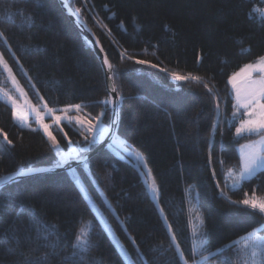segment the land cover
<instances>
[{"label":"trees","instance_id":"trees-1","mask_svg":"<svg viewBox=\"0 0 264 264\" xmlns=\"http://www.w3.org/2000/svg\"><path fill=\"white\" fill-rule=\"evenodd\" d=\"M67 1L81 9L113 66L123 97L117 137L147 158L158 199L147 189L146 169L114 142L75 168L17 179L0 189V264H125L95 206L135 264H181L178 248L192 264L201 254L193 256L191 247L204 234L202 255L223 248L217 263L232 264L234 245L226 246L264 219L229 202L242 201L245 193L264 199V170L238 189L227 186L229 171L241 168L238 145L257 137L236 135L229 78L264 56V19L255 14L264 0ZM29 13L31 27L25 22ZM0 32L12 49L0 39V53L33 105L57 111L80 104L93 119L104 111L102 120L111 124V107L102 103L109 97L102 62L60 0H0ZM172 73L203 77L213 92L195 80H175ZM9 86L0 66V88ZM0 130V176L59 165L43 130L32 121L21 127L1 95ZM53 131L67 151L68 139L93 138L75 121ZM79 228L91 229L92 247L71 257Z\"/></svg>","mask_w":264,"mask_h":264},{"label":"snow or ice","instance_id":"snow-or-ice-1","mask_svg":"<svg viewBox=\"0 0 264 264\" xmlns=\"http://www.w3.org/2000/svg\"><path fill=\"white\" fill-rule=\"evenodd\" d=\"M20 12L21 15L24 14V10H20ZM74 14L79 17L81 14V9L75 8ZM261 17L264 18V13H261ZM7 18L8 20H11L12 14L9 13ZM25 22L28 27L33 26L34 19L30 13L25 17ZM0 39L4 41L5 46L11 52V45L8 44L7 38L3 35L2 32H0ZM105 63H107L106 57ZM139 63L146 64L149 62L139 61ZM0 66H3V68L6 69L12 84L17 86V91L19 92V94L21 96H26L27 94L24 92L23 88L18 86V82L12 71V68L10 65H8L2 53H0ZM152 67H158V65H152ZM108 69L113 72V75H115V72L112 69V65L110 63H108ZM21 71H25L26 73V70H24L22 66ZM253 71H259L261 75L257 79H253L251 75ZM242 74L245 75V79L244 86L241 88L237 86L236 80L237 77L241 76ZM171 76L173 79L178 81H187L191 79L199 83H203L204 87L208 90L209 93L213 92V89L204 81L203 77L194 76L191 73L186 76H182L177 73H172ZM28 79L29 83H31V78L29 77ZM229 82L233 86L235 100L234 107L237 109V111L241 108L244 109V114L248 117L247 119H241L239 121V127L236 128V135L240 136L244 133L261 135V139L259 141H254L250 145L241 146L242 150L244 148H248L250 149V151H248L244 155L243 167L239 170L238 174L234 175V179L232 180V183L230 185L232 189H238L243 181L251 179L256 174V171L258 169L264 168V56L258 57L257 62L255 64H246L241 68L240 72L233 73L232 76L229 78ZM116 90L117 88L115 82L113 81L112 87L109 89V97H106L102 101L104 105L111 107L114 117L112 121L113 125L116 124L119 116V112L116 108V100H113L111 98V93L115 92ZM0 92H3V95L6 96L8 101L11 103L13 107L14 118L21 124H26L27 113L22 110V105L12 95H10L8 91L4 90L3 88H0ZM118 99L122 103L123 97L119 96ZM25 104L29 108H34V106L32 105H28L27 101H25ZM45 106H47L46 102ZM68 108L75 109L78 111L81 109V105H69ZM67 110L68 109L60 110L65 112V115L63 117L55 115V110L53 109H48V112L54 118V121L57 126L59 125L61 119H67L69 123L75 120L81 125L83 131H87L93 136L92 139H89V137L85 135L83 136V140L79 142H73L72 140L68 139L67 152L64 151L63 147L60 144V141L57 140L56 136L53 135L52 131H50L51 126L47 123H44L41 113L39 111H35L36 122L39 124L40 127L43 128V131L47 134L48 138L50 139L51 147L57 153L59 166H63V162L67 161L69 158L86 161L87 158L84 153L91 150V148L95 144H97L109 131V128L105 126L102 120V117L105 115L104 111H101L95 117L96 123H92L91 120H85L80 116H67ZM216 110L217 114H219L218 103L216 105ZM236 116L237 112H233V118H235ZM59 130L62 131V129ZM0 133H2V130H0ZM63 135L67 137V133H63ZM2 138L6 144H12V141L7 138L6 133L2 134ZM130 151L137 160V167L139 168L143 166L146 169V173L144 175L147 189L152 194L153 199L157 200L159 185L157 184L155 178L152 176L151 170L147 168V158L139 150L130 149ZM220 163L221 165H223V160H220ZM21 174H23V169L15 173V176H19ZM12 181H14L13 175L0 176V189L4 188L9 182ZM76 183H80V181L77 180ZM217 186H219V181H217ZM220 194L227 198V193H225L223 189L220 190ZM253 195L255 196V194ZM245 197L246 198L242 201L229 200V202L232 204L246 206L255 213H257L260 217L264 218V199L247 198V193H245ZM21 211H23V209H21ZM259 223L261 225L260 227L253 229L252 231H249L247 233L248 238L255 236L256 240L253 241L250 245H245L243 250L236 249L234 254V264H264V236L260 235L261 232H264V219H261ZM52 227L55 228L56 226L53 225ZM90 232L91 229L85 231L84 228H79L77 230L73 245L75 250L71 253V257H75L80 253L86 252L92 247ZM204 237V243L199 249H197L195 245H192L191 247V252L193 256L201 254V258L199 260L194 259L192 261V264H204V261H207L212 256L219 255L224 251V249L221 248L216 250V252L209 253L208 255H202V253L206 251L205 245H207L208 243L206 234H204ZM172 240L174 243H176L175 233L172 234ZM226 247L232 248L233 244H229ZM178 252L181 264H188V261L183 257V252L179 250V248ZM125 264H127V261H125Z\"/></svg>","mask_w":264,"mask_h":264},{"label":"rangeland","instance_id":"rangeland-1","mask_svg":"<svg viewBox=\"0 0 264 264\" xmlns=\"http://www.w3.org/2000/svg\"><path fill=\"white\" fill-rule=\"evenodd\" d=\"M261 13H264V6H263V7H256V8H255V14L257 15L258 18H260V19H264V18L261 17ZM256 62H257V60H256V61H253V62H250V63L255 64ZM250 63H247V64H250ZM245 65H246V64H245ZM1 67H2L3 71L7 74L6 69H4L3 66H1ZM240 70H241V68H240L237 72H235V73L240 72ZM251 75H252V78H253V79H257V78L261 75V73H260L259 71H253ZM7 78H8V80H9L10 86H9L8 90L6 89V91H8L9 94L12 95V96H13V97H14V98H15V99H16V100H17V101L23 106V109H24V107H27L29 110H31V111L29 112V113H30V116L32 115V116H31V117H32L31 120H32V122H33L34 124H36L40 129L43 130V128L40 127L39 124L36 122L35 111H39V112L41 113V116L43 117L44 123H47V124H49V125L51 126V127H50V131H52L53 135H55V136H56V134L54 133L53 128H54V127L57 128V127H59V126H62L64 122H69L67 119H61V121L59 122V125L57 126L56 123H55V121H54V118H53V117L49 114V112H48V109H50V108H47V107H41V108H40V107H37V106L33 105V104L27 99L26 96H21V95L19 94V92L17 91V86L12 84L11 79H10V77L8 76V74H7ZM15 78H16V77H15ZM244 79H245V75H244V74H242L241 76H238V77H237L236 83H237V86H238V87H241V88H242V87L244 86ZM16 80H17V78H16ZM17 82H18V86H19V87H22L18 80H17ZM229 85H230V89H231L232 97H233V99H234L233 86H232V84H231L230 82H229ZM22 88H23V87H22ZM4 90H5V89H4ZM23 90H24V89H23ZM24 92H25V90H24ZM25 93H26V92H25ZM0 95H1L2 98H4L5 100L8 101L7 97L3 95V92H0ZM25 101H27V104H28V105H32V106H34V108H29V107L25 104ZM234 101H235V100H234ZM8 102H9V101H8ZM64 109H68L66 114H67V116H69V117L80 116V117L84 118L85 120H91L92 123H96L95 119H93V118H91L90 116H88L84 111H82V109H80V110H78V111L75 110V109H70V108H64ZM53 110H54V109H53ZM234 112H237V116H236L235 118H233V119H236V120L239 119V121H240L241 119H247V118H248V117L244 114V109H242V108L239 109L238 111H237V109L235 108V109H234ZM55 115H58V116H62V117H63V116L65 115V112L60 111V110H57V111L55 110ZM73 121H75V120H73ZM103 122H104V121H103ZM75 123H76L78 126L81 127V125H80L79 123H77L76 121H75ZM30 124H31V123H30ZM104 124H106V123H104ZM107 125H109V124H107ZM108 127H109V126H108ZM238 127H239V123H238ZM43 132H44V131H43ZM44 133H45V132H44ZM88 133H89V132H88ZM45 134H46V133H45ZM89 134H91V133H89ZM46 135H47V134H46ZM245 135H253V136H257V137H255V138H253V139H251V140L245 141V142H243V143H241V144L238 145V151H239V155H240V158H241V168L243 167V163H244V155H245L248 151H250V149H248V148H244V149L242 150V147H241V146L250 145L252 142H254V141H259V140L261 139V135L248 134V133L241 134L240 136H237V137H242V136H245ZM91 136H92V134H91ZM47 137H48V136H47ZM56 138H57V136H56ZM57 140H58V138H57ZM114 145H115V147L118 148V150H120V152H127V154L133 159V161H134L135 164L137 165V160H136V158L132 155L130 149L126 146V144H124L123 139H121V138H119V137H116L115 140H114ZM63 149H64V148H63ZM64 151L67 152V150H65V149H64ZM69 159H70V158H69ZM69 159H68V160H69ZM140 168H141V170H143V171L145 170V168H144L143 166H141ZM241 168H240V169H241ZM240 169H238V170H230V171H229V173H228V175H227V177H228L227 186H228V187H230V185H231V183H232V180L234 179V175H235V174H238ZM262 170H264V168H260V169H258V170L256 171V174H257L258 172L262 171ZM72 173H73L75 176H78V175H79V173H78L77 171H72ZM256 174H255V175H256ZM255 175H254V176H255ZM230 188H231V187H230ZM231 189H232V188H231ZM94 209H95V211H96L98 217L100 218V220H101L102 223L105 225V227H106V229L108 230V232L110 233L111 237L115 240L117 247L119 248V250H120L121 253L123 254L124 258L127 260L128 264H135V262L133 261V259H132L131 256L129 255L127 249L121 244V242L119 241V239H117L116 236L114 235V233L112 232L113 230H112L111 227L108 225V223H107V221H106L104 215L101 213V211L98 209L97 206H95ZM193 223H194V227L196 228V229H195V230H196V233H195V234H198V236H200V235H199V229H200V224H201V218H200V214H199L198 211H196V213H195V218H193ZM260 235H261V236H264V233L261 232ZM200 237H201V236H200ZM200 237L197 238V249H199V248L201 247V245L204 243V240L202 239V237H201V238H200ZM255 240H256V237H255V236L248 238L247 235H245V236H243V237H241V238H239V239H237L236 241L233 242L234 250H235V251H236V249H241V250H243L245 245H250V244H251L253 241H255ZM212 252H216V251H212ZM212 252H210V251L207 250V252H205V255H208L209 253H212ZM212 257L216 258L215 261H212V260H211ZM212 257H211L210 259H208L207 261H204V264H223V263H217V260H218L217 257H215V256H212ZM200 258H201V257H200ZM200 258H199V259H200ZM199 259H196V260H199ZM232 264H234V262H233Z\"/></svg>","mask_w":264,"mask_h":264},{"label":"water","instance_id":"water-1","mask_svg":"<svg viewBox=\"0 0 264 264\" xmlns=\"http://www.w3.org/2000/svg\"><path fill=\"white\" fill-rule=\"evenodd\" d=\"M61 5L63 7V9L66 11V13L68 14V16L71 18V20L73 21V23L76 25V27L81 31V33L85 36V38H87L89 40V42L92 44V46L94 47L95 51L97 52L102 65L104 67L105 70V76H106V83H107V87H108V92L109 89L112 87V83L114 81L113 78V72L110 71L108 69V63L111 64L105 50L103 49L102 43L100 41V39L98 38V36L96 35V33L91 29V27L79 16L77 17L74 14V10L71 8V6L69 5L67 0H60ZM105 57L107 58V63H105ZM112 65V64H111ZM113 69V66H112ZM119 94L118 91L116 90L115 92L111 93V98L113 100H116V108L119 112L120 110V101L118 99ZM114 117L112 115V121H113ZM111 121L110 124V132L107 136V138L99 144V146L88 152L85 156H86V161L84 160H77L74 159L70 162H67L65 164H63V166H56V167H51V168H40V169H35V170H23V174L19 175V176H15L14 174H11L14 176V181L20 178H24L27 176H31V175H35V174H44V173H49V172H54V171H60V170H69L72 168H75L78 165L84 164L86 162L89 161V159L95 155L97 152H99L100 150L106 148L108 145H110L111 143L114 142L115 138L118 136V125H119V116L117 119V122L115 125H113ZM13 182V181H12ZM10 183V182H9Z\"/></svg>","mask_w":264,"mask_h":264},{"label":"built area","instance_id":"built-area-1","mask_svg":"<svg viewBox=\"0 0 264 264\" xmlns=\"http://www.w3.org/2000/svg\"><path fill=\"white\" fill-rule=\"evenodd\" d=\"M22 110L25 111V112L27 113L26 124H21V123L18 122V121H17V122H18V124L21 125V127H29V125H30V123H31V119H32V117L30 116V113H29L31 110H29L27 107H24V109H23V106H22ZM104 123H105V122H104ZM105 126L108 127L109 125L105 124ZM108 128H109L108 133L106 134V136H104V137L98 142V144H99V143H102V142L107 138V136H108V134H109V132H110V126H109Z\"/></svg>","mask_w":264,"mask_h":264},{"label":"crops","instance_id":"crops-1","mask_svg":"<svg viewBox=\"0 0 264 264\" xmlns=\"http://www.w3.org/2000/svg\"><path fill=\"white\" fill-rule=\"evenodd\" d=\"M32 116V115H31ZM32 121V120H31Z\"/></svg>","mask_w":264,"mask_h":264},{"label":"bare ground","instance_id":"bare-ground-1","mask_svg":"<svg viewBox=\"0 0 264 264\" xmlns=\"http://www.w3.org/2000/svg\"><path fill=\"white\" fill-rule=\"evenodd\" d=\"M106 136V135H105Z\"/></svg>","mask_w":264,"mask_h":264}]
</instances>
